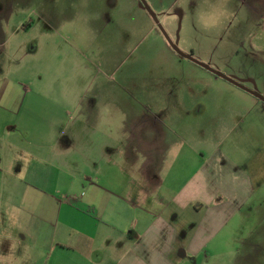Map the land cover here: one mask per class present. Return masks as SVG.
<instances>
[{
  "label": "crops",
  "instance_id": "1",
  "mask_svg": "<svg viewBox=\"0 0 264 264\" xmlns=\"http://www.w3.org/2000/svg\"><path fill=\"white\" fill-rule=\"evenodd\" d=\"M229 1L243 12L238 22L246 23L249 42H237L231 55L240 68L223 71L264 93V75L260 83L247 73L264 58V0ZM229 1L215 0V10ZM131 2L154 34L158 66L167 65L166 73L183 65L142 2ZM13 8L8 0L0 5V264H205L243 243L238 222L264 197V159L257 157L264 134H256L253 112L259 106L264 114V102L231 87L236 101H198L196 112L216 127L236 122L211 128L204 149L186 152L184 87L92 84L88 75L62 83L56 65L50 68V59L63 60L54 58L61 48L47 55L48 42L26 37L36 23L11 24ZM112 15L101 17L110 23ZM223 34L215 52L232 42ZM204 61L212 67L211 58ZM158 89L175 96L158 101ZM189 161L194 169L186 175ZM244 244L250 251L258 245Z\"/></svg>",
  "mask_w": 264,
  "mask_h": 264
},
{
  "label": "rangeland",
  "instance_id": "2",
  "mask_svg": "<svg viewBox=\"0 0 264 264\" xmlns=\"http://www.w3.org/2000/svg\"><path fill=\"white\" fill-rule=\"evenodd\" d=\"M8 1L14 7L12 14L9 15L12 25L33 21L37 26L28 29L26 34L28 39L40 40L42 43L48 42L47 45L44 43L42 45L47 55L58 50L55 46L61 48V53L57 51L58 56L54 58L62 56L63 60L50 59V56L46 58L52 61L50 68L56 65L63 75L62 83H71L76 80L77 76L83 79L88 75L87 79L83 80L87 82L89 78L88 82L92 84L160 85L168 90L175 89L174 86L177 85L184 87L186 112L190 109V114L186 113V152H189V149H204L201 141L203 134L205 132H207L205 134H210L209 130L216 127L215 122L211 123L206 116L196 112L198 101L207 103L220 100L228 103L238 100L234 92L227 87L242 91L241 93L248 100L258 101L248 92L214 76L187 58L183 65L176 63L171 68L172 71L167 70L164 73L163 69L169 67L165 65L162 69L158 66L157 62L162 58L158 57L160 50L154 41V34L149 32V28L143 24L145 21L142 22L140 13L134 9L131 0ZM5 2L7 0H0V5L4 6ZM145 2L156 15L170 39L171 36L175 40L178 39L176 46L180 52L184 53L183 50L189 52L188 50L192 48L195 52L193 53L195 55H192L193 58L202 63H206L204 60L211 58L212 67L218 66L224 74L228 72L226 71L228 67L238 66L240 68L242 61L231 58V55L237 47L235 44L239 41L244 42L245 48L248 47L249 36L246 23L242 26L238 22L243 12L237 13L233 3L230 1L226 3L225 11H216L215 0H145ZM104 10L113 13L110 23H105L101 17ZM155 10H164V15ZM176 10H182L180 12L183 19L178 17L177 13L172 17ZM213 12L218 16L215 24L205 25L201 22L200 15ZM143 13L150 15L147 12ZM163 16H166L167 20L170 19L169 26L165 21L163 23L160 21ZM5 18L6 16L0 14V19ZM225 31L230 35L232 42L228 45V49L215 52L213 48L219 44V47L221 46L222 43L218 39L224 36ZM50 43L53 44L52 48ZM59 61L62 64L58 63ZM260 64L259 67L248 70L247 73L253 80L261 83V76L264 75V58H261ZM197 69H200L203 75L196 72ZM246 84L253 86L250 81ZM158 90L156 91L157 97H155L158 101H171L175 96L169 97L165 90ZM203 90H206V93ZM210 90L215 91L212 96L209 95ZM156 92H143L144 98L151 99L149 95L156 94ZM253 112L255 124L260 122V125H255V132L262 135L264 134V114L259 106H255ZM235 122L236 120L232 118L229 120L230 124H217L216 128H222L224 131ZM238 127H242L241 124ZM257 157L264 159V151H261ZM193 169V161L186 162V175ZM259 197L260 201L256 207L258 211L252 214L248 207L249 214L252 215L238 222V238L243 243L240 242L236 248L232 246L234 251L222 252L221 256L209 259L205 264H264V197ZM248 211L244 209L243 214ZM244 240L247 243H257L256 250L250 251L251 247L245 245Z\"/></svg>",
  "mask_w": 264,
  "mask_h": 264
},
{
  "label": "water",
  "instance_id": "3",
  "mask_svg": "<svg viewBox=\"0 0 264 264\" xmlns=\"http://www.w3.org/2000/svg\"><path fill=\"white\" fill-rule=\"evenodd\" d=\"M142 2V4L144 5L145 9L148 11V13L150 14V16L152 17V19L155 21L158 29L161 31V33L163 34L165 40L167 41V43L170 45V47L179 55H181L182 57H185L193 62H195L196 64H198L199 66L207 69L208 71L212 72L213 74L217 75L218 77L232 83L233 85L243 89L244 91L248 92L249 94L253 95L254 97H256L257 99L261 100L262 102H264V95L258 93L257 91L248 88L247 86L243 85L242 83L236 81L235 79L221 73L220 71L210 67L208 64L202 63L198 60H196L195 58H193L191 55H187L184 54L182 52H180V50L177 48L176 43L173 42L170 37L166 34L165 30L163 29L162 25L159 23L156 15L151 11V9L149 8V6L147 5V3L145 2V0H140Z\"/></svg>",
  "mask_w": 264,
  "mask_h": 264
},
{
  "label": "clouds",
  "instance_id": "4",
  "mask_svg": "<svg viewBox=\"0 0 264 264\" xmlns=\"http://www.w3.org/2000/svg\"><path fill=\"white\" fill-rule=\"evenodd\" d=\"M200 19L202 23H204L205 25H209V24H215L218 19V16L215 12H213V13L200 15Z\"/></svg>",
  "mask_w": 264,
  "mask_h": 264
}]
</instances>
